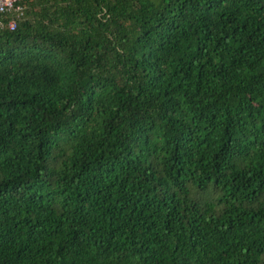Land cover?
<instances>
[{"label": "trees", "instance_id": "trees-1", "mask_svg": "<svg viewBox=\"0 0 264 264\" xmlns=\"http://www.w3.org/2000/svg\"><path fill=\"white\" fill-rule=\"evenodd\" d=\"M20 4L0 264H264V0Z\"/></svg>", "mask_w": 264, "mask_h": 264}, {"label": "built area", "instance_id": "built-area-1", "mask_svg": "<svg viewBox=\"0 0 264 264\" xmlns=\"http://www.w3.org/2000/svg\"><path fill=\"white\" fill-rule=\"evenodd\" d=\"M22 0H0V27L3 26L1 18L5 15H10V20L7 22L9 30H14L17 23L21 21L25 15V7L20 4Z\"/></svg>", "mask_w": 264, "mask_h": 264}]
</instances>
